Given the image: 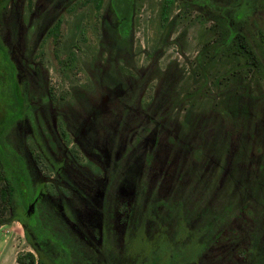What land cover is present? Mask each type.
<instances>
[{
    "label": "trees",
    "instance_id": "trees-1",
    "mask_svg": "<svg viewBox=\"0 0 264 264\" xmlns=\"http://www.w3.org/2000/svg\"><path fill=\"white\" fill-rule=\"evenodd\" d=\"M91 1L97 9L103 3ZM134 2H108L114 17L109 23L110 35L115 47L121 44L125 47L118 56L111 52L108 63L117 64L122 75L125 71L132 72L124 63L128 57L126 40ZM174 2L159 0L163 20H167ZM178 4L195 5L210 21L194 59L197 64L194 71L200 78H194L198 83L182 90L181 95L171 96L166 109L156 114L153 124L145 130L167 126L170 113L182 102L188 103L186 112H189L201 99L211 108V117L199 124L192 147L181 141L184 129L193 128L186 113L178 120L177 133L167 132L163 146L144 147L140 152L135 149L139 142H145V137L139 134L136 125L123 127L120 120L123 174L121 177L114 168L107 170L101 201L102 236L95 246L103 245L115 252L119 245L123 260L130 261L133 255L137 258L149 247L158 254L165 251V245L178 237L185 226L188 245L192 243L194 248L195 241L200 245L208 241L211 242L208 246L216 248L218 257L225 261H264V130L255 131L253 114L243 102L250 94L244 79L247 72L264 74V31L259 24L254 25L255 29L250 25L251 13L264 6V0H180ZM59 23L60 17L49 28L56 36ZM167 26L168 23L164 28ZM74 57V49L68 48L64 63L70 64ZM117 57L124 63H116ZM215 62L223 63V69L216 70ZM40 84L34 87L27 82L23 85L24 92L19 94L14 63L0 45V223L12 220L35 195L38 180L32 159L39 161V151L31 142V146L25 147L23 116L27 113L20 99L54 97L53 92L48 95L44 84ZM212 86L216 89L212 90ZM130 98L133 99L132 93ZM134 105L133 100L126 102L123 113ZM4 106L9 113L6 110L3 113ZM134 114L132 122L146 121L144 114ZM158 153L164 155L163 165L157 160ZM130 168L133 180L126 187L121 182ZM122 187L126 192L123 191L124 201L118 199ZM68 218L49 198L37 199L24 222L42 256L25 250L16 255V260L20 264H86L94 254L93 247L80 237ZM176 257L179 258L178 249L170 256Z\"/></svg>",
    "mask_w": 264,
    "mask_h": 264
},
{
    "label": "rangeland",
    "instance_id": "rangeland-1",
    "mask_svg": "<svg viewBox=\"0 0 264 264\" xmlns=\"http://www.w3.org/2000/svg\"><path fill=\"white\" fill-rule=\"evenodd\" d=\"M108 2L103 0L97 9L91 0H0V45L14 63L19 94L24 92L23 85L27 82L34 87L42 83L51 89L54 99L52 103L47 102L50 124L54 131L62 127L69 135V142L56 139L54 148H51L63 170L60 176L48 157H40L43 166L38 167L37 196L46 194L55 205L60 204L61 196L67 197L73 205V227L89 242H94L100 235L101 182L109 157V143L118 141L115 129L119 120L123 121V127L136 125L139 134L145 137V142H139L135 149L140 152L144 147L163 146L167 132L177 133L178 120L186 113L193 128L184 129L181 141L192 147L199 124L211 117V108L201 99L189 112H186L188 103L182 102L170 113L167 126H152L150 131L145 130L146 126L153 124L155 115L166 109L164 107L170 103L171 96L181 95L182 90L198 83L200 74L194 71L197 66L194 59L206 38L210 22L198 7L179 5L180 0H175L167 20H163L159 0H135L126 40L128 57L126 63L118 57L116 61L124 63L132 72L125 71L122 75L117 64L108 63L111 52L118 56L125 48L123 44L115 47V40L110 35L109 28L112 27L109 23L114 17L108 9ZM58 17L59 33L56 36L49 28ZM250 17L252 28L259 24L264 31V6L255 8ZM76 18L79 26L75 24ZM75 40L77 44H73ZM68 48L74 49L75 57L70 64H65ZM214 65L216 70L224 66L221 62ZM247 73L244 79L248 82L250 94L243 102L253 114L255 131L260 133L264 130V74ZM213 89L216 88L212 86ZM131 100L135 105L124 114L123 105ZM252 105H256L254 111ZM3 109V113L5 110L9 113L5 106ZM134 113L144 114L146 121L132 122ZM42 119V128L47 135L49 123L45 116ZM23 131L27 146L31 142L37 148L38 143L28 126ZM157 136L159 140L155 142ZM119 147L117 144L116 149ZM161 150L158 151L163 153ZM161 153L156 157L163 165L164 155L162 157ZM132 180L130 168L122 185L129 187ZM24 217L25 212L20 208L12 220L0 223V264H20L16 255L25 250H31L36 257L42 256L28 234ZM165 247L166 250L159 254L151 247L146 248L143 255L137 258L133 255L130 264H164L169 258L168 244ZM93 257L96 264H129L124 260L117 261L115 255L106 251Z\"/></svg>",
    "mask_w": 264,
    "mask_h": 264
},
{
    "label": "flooded vegetation",
    "instance_id": "flooded-vegetation-1",
    "mask_svg": "<svg viewBox=\"0 0 264 264\" xmlns=\"http://www.w3.org/2000/svg\"><path fill=\"white\" fill-rule=\"evenodd\" d=\"M37 86V85H36ZM47 89V94L50 95L51 94V89L49 90V88H45ZM54 98L51 96H47L45 97V100L43 99V97L41 98H31V99H27V98H21L20 102L22 104L23 107V111L24 113H27L26 115L23 116V120L25 122L24 127L26 128V126H28L29 132L31 133L34 141L36 139V142L38 143L37 145V150L39 151V161H36L35 159H32V162L34 164L35 167V171H36V180H38L39 175H38V167L43 166L41 162L42 158H40L42 155L45 156V158H49V163H51L52 167L55 168V170L58 172V175H61V172L63 171L60 168V164L59 161L57 160L56 156L53 154L51 148H54L55 146V141L56 139L60 140L61 142H69V135L68 133L65 131V129H63L62 127L59 128V130L54 131V128L52 127L51 123V118H50V114H48L49 110H48V105L50 101V103H52L51 101ZM31 111V114H28V112ZM23 113V112H22ZM41 113V118L43 116L46 117V121H48L49 125L47 130H49V134H44L43 128H42V121L44 122V120L39 117V114ZM45 113V114H44ZM120 122V120H119ZM118 122V126L115 129L116 134L119 138L116 137V139L119 141L120 137H121V127L120 124ZM35 125L32 127V125ZM41 126L42 129H40L39 127ZM51 126V127H50ZM24 132V131H23ZM55 133V134H54ZM58 133V134H56ZM37 137L39 138V140L37 139ZM45 139V141H41V139ZM110 142L109 143V157H108V161L107 163L104 165V178L102 179L101 182V194H100V217H101V229H100V235L98 237L97 240H94V242H89L85 236H83L82 234H80L74 227H73V220H74V210H73V205L71 203V201H69V199L67 197L61 196L60 197V204L56 205L59 209V211L62 214L68 215V221L69 223L72 225V227L74 228V230L80 235V237H82L86 243L90 246L93 247V252L95 254H97L98 252H108L111 255H115L116 260L119 262L123 261L122 258V253H121V248L119 247V245L117 246V248H115V252H111L108 247L106 246H95V244H99L101 242V236H102V210H101V201L103 198V192H104V183L106 181L107 178V170L108 168H114L119 170L121 177L123 174V168H122V160H121V153H122V144H120L121 142ZM42 142L45 144V146L42 144ZM27 143V142H26ZM25 143V147H29V145L27 146V144ZM117 144L120 145V147L118 149H116ZM113 155V156H112ZM63 174V173H62ZM123 180V179H122ZM38 182V181H37ZM37 182H36V191H35V195L32 199V201L29 202L28 206L23 208L24 212H25V216L29 214V212L32 210V207L34 206V203L37 199H39L42 196H45L47 198H49L51 201L52 199L50 197H48L46 194H42L40 196H37ZM122 183V182H121ZM122 186V185H121ZM120 193L118 194V199L120 201H124V196H123V187L119 190ZM118 215H121V211L117 212ZM188 227V226H187ZM189 228V227H188ZM186 227L184 226L182 231L180 232V235L178 237H174V239L172 241H169L170 244H168V250H169V258L166 259V262H164V264H264V261H250V259H247V261L243 260V261H231L230 259L228 260H223L221 258H219V251H217L216 248L214 247H209L208 245L211 243H208V241L204 242L202 241L201 245L200 243L195 241V248L193 246V244L191 243L190 245H188V241H187V237L186 235ZM179 243H181L182 245H179ZM208 243V244H207ZM207 245V246H206ZM173 247V249L170 250V247ZM174 249H178L179 250V258H174L171 259L170 256L172 254V252L174 251ZM261 249L258 250V253H260ZM89 256L87 259V263L86 264H96L94 261V257ZM127 263L130 264V262L133 261H126ZM123 264V262L121 263Z\"/></svg>",
    "mask_w": 264,
    "mask_h": 264
}]
</instances>
